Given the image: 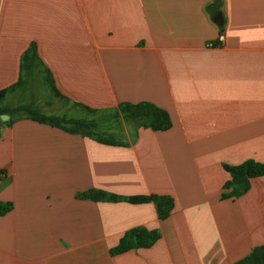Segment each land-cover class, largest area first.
<instances>
[{
  "label": "crops",
  "instance_id": "0c3cea01",
  "mask_svg": "<svg viewBox=\"0 0 264 264\" xmlns=\"http://www.w3.org/2000/svg\"><path fill=\"white\" fill-rule=\"evenodd\" d=\"M31 42L39 73L71 105L112 115L124 145L30 119L2 125L0 264H235L264 244V176L221 198L224 165L264 164V0H0V90ZM141 101L171 128L116 116ZM92 189L165 195L173 209L160 220L152 202L76 196ZM136 227L160 238L111 255Z\"/></svg>",
  "mask_w": 264,
  "mask_h": 264
},
{
  "label": "trees",
  "instance_id": "16d2710c",
  "mask_svg": "<svg viewBox=\"0 0 264 264\" xmlns=\"http://www.w3.org/2000/svg\"><path fill=\"white\" fill-rule=\"evenodd\" d=\"M42 63L39 59L37 48L34 42H31L22 54L20 61V74L17 81L0 90V115H8L9 119L5 122L0 120L2 125H10L18 119H30L38 123L47 124L59 128L70 134H79L83 137L92 138L96 142L110 146H122L123 142L110 136L98 134L96 125L84 118H65V117H46L42 115L33 103L21 104L16 107L2 106L7 94L24 84L26 74L34 71L40 72ZM43 80L54 96L63 98L54 86L50 72L45 68ZM76 107L83 108L88 112H96L80 103H72ZM18 115L17 117H14ZM117 117H122L138 122L141 126L151 131H167L171 128L172 122L169 114L154 104L146 101L138 103L121 102L117 105ZM229 174L230 179L223 185L224 192L221 193L222 199L237 198L245 194L250 188V179L264 176V164L253 160H247L235 166H223ZM79 198H86L93 201L104 202H128L131 204H141L152 202L157 211L158 219L167 218L173 209V199L165 195H137V196H119L98 190H88L76 195ZM5 211L0 207V214ZM160 238L157 230H148L143 227H136L126 231L119 239L118 244L110 249L111 255L121 254L130 250L146 249L154 245ZM235 264H264V244L254 247L244 258L238 260Z\"/></svg>",
  "mask_w": 264,
  "mask_h": 264
},
{
  "label": "rangeland",
  "instance_id": "374dc122",
  "mask_svg": "<svg viewBox=\"0 0 264 264\" xmlns=\"http://www.w3.org/2000/svg\"><path fill=\"white\" fill-rule=\"evenodd\" d=\"M43 74L44 73L42 72L40 74L39 72L34 71L29 77L26 76L23 79L24 84L22 87L14 90L19 92H15L16 94H13L9 98L7 96L1 105L11 108L21 104L33 103L39 112L46 117H83L97 126L95 130L98 134H104L105 136L113 137L116 140L119 139L116 134L117 131H115L114 128L120 130L121 125L116 124V119L113 118L112 115L106 116L96 112H88L83 108L71 105L63 98L54 96L45 84ZM17 116L18 115H15L14 117ZM112 129L114 130L112 131Z\"/></svg>",
  "mask_w": 264,
  "mask_h": 264
},
{
  "label": "built area",
  "instance_id": "2783aa9c",
  "mask_svg": "<svg viewBox=\"0 0 264 264\" xmlns=\"http://www.w3.org/2000/svg\"><path fill=\"white\" fill-rule=\"evenodd\" d=\"M223 41H224V36L222 34H220L216 40L217 43H210L209 46L213 47L216 45H220L223 43Z\"/></svg>",
  "mask_w": 264,
  "mask_h": 264
},
{
  "label": "water",
  "instance_id": "95a60500",
  "mask_svg": "<svg viewBox=\"0 0 264 264\" xmlns=\"http://www.w3.org/2000/svg\"><path fill=\"white\" fill-rule=\"evenodd\" d=\"M8 119H9L8 115H0V120H1L2 122L7 121Z\"/></svg>",
  "mask_w": 264,
  "mask_h": 264
}]
</instances>
